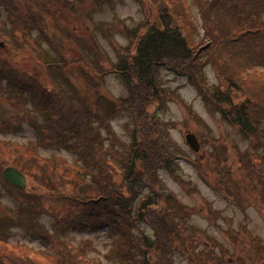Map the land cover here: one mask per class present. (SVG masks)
Returning a JSON list of instances; mask_svg holds the SVG:
<instances>
[{
	"label": "trees",
	"instance_id": "1",
	"mask_svg": "<svg viewBox=\"0 0 264 264\" xmlns=\"http://www.w3.org/2000/svg\"><path fill=\"white\" fill-rule=\"evenodd\" d=\"M93 1L97 3L99 0ZM90 2L92 0H0V10L3 9L10 20L9 28L0 22V40L4 42L0 48V71L18 79L22 88L27 89L32 106L50 116V119L44 118L43 127L35 125L36 136L26 143L2 137L1 133L12 132L13 125H18L20 120L30 121L32 115L19 96L4 94L0 80V183L20 204L11 211L12 214H22L23 207L24 214L28 215L19 217L16 223L46 244L37 249L24 243L9 242L4 230L9 211L0 200V264H105L87 256L89 248L96 249L91 239L77 246L53 233V228L58 225L80 228L84 224L92 229L110 226L120 230L109 244L110 252L115 251V246L119 252L118 260L112 264L128 263L131 257L126 253L131 250L142 264H167L169 255L164 252L169 242L171 247L184 252L193 264H251L244 257H226V249L214 239L210 242V249L199 254L192 251L196 237L186 235L188 228L179 223L183 219L179 216H185L187 210L178 206L177 196L172 192L156 188L157 170L163 167L173 172L172 160L179 153L173 152L169 144L154 133L150 125L155 123L148 114V107L171 95L163 90L159 81V68L164 67L192 82L203 100L243 137L264 138V0H195L202 34L189 18L187 0H149L153 6V20L126 33L128 46L119 52V74L127 95L118 98L106 114H101L95 101L99 92L95 91L89 98L92 106H67L57 83L45 87L37 74L32 75L9 60L2 50L8 45H15L17 50L30 48L45 68L44 73L50 66L57 65L59 72L67 76V69L73 63L85 73L90 57L86 54L88 59L84 53L87 43L84 37L72 41L78 45L75 54L67 56V60L61 63L46 61L40 44L37 49L32 44L46 39L54 48L59 40H65L61 24L67 23L66 16L81 12L84 7L91 8ZM47 17L54 18V32L50 34L47 33ZM32 28L38 32L34 36ZM67 39L71 42V34ZM55 48L60 54L58 47ZM209 63H212L219 83L208 85L200 79V71ZM43 92H47L50 99L41 107L39 99ZM81 101L88 102L83 93ZM120 104L131 108L134 131L139 133L138 141L135 139L127 147L121 141L116 142L117 135L111 130L105 128V134L99 130L114 108L121 107ZM97 110L100 115L95 114ZM104 136L110 142L104 140ZM258 143H253L251 150L238 153V161L243 163L238 170L242 183L247 185L264 211V154L258 151ZM60 147L76 151L81 163L61 155L43 156L40 151V148L56 150ZM224 156V153L219 157L213 151L207 152L206 166L218 175L226 197L240 204L243 186L227 166H222ZM7 165L49 191L50 204H45L47 195L43 189L36 192L34 185L21 188L6 183L2 169ZM58 166L73 177L68 180L56 178ZM137 176L147 182L148 194L140 193V190L136 192L134 186L130 194V184L126 188V179L131 183ZM68 185L71 194L63 197V188ZM92 194L97 196L92 198ZM58 202L76 211L69 214L63 208L65 214H60L50 207ZM38 214L59 215V220L48 231L37 223ZM135 217L144 218L153 229L152 235L145 233L142 240L135 239L127 244L129 233L126 229L134 224ZM231 237L238 249L244 250V246H248L252 250V263L264 264V244L256 235L241 228ZM214 246L219 247L218 251Z\"/></svg>",
	"mask_w": 264,
	"mask_h": 264
},
{
	"label": "rangeland",
	"instance_id": "2",
	"mask_svg": "<svg viewBox=\"0 0 264 264\" xmlns=\"http://www.w3.org/2000/svg\"><path fill=\"white\" fill-rule=\"evenodd\" d=\"M83 1L85 2V0ZM187 1L189 3V18L193 19L192 21L202 34L200 14L195 0ZM91 4V8L84 7L81 12L72 13L69 17L66 16L67 23L63 22L61 24V34L65 36V40H59L58 45H55L61 51L60 54L56 51L55 46L53 48L50 43L46 42V39L40 43L34 40L35 42L32 44L35 49L40 44V49L42 54L45 55L46 61L55 60V62L61 63L67 60V56L75 54L74 50L78 45L72 41L84 37L87 41L84 53L90 57L89 59L86 55L90 60L86 69L81 65L85 69V73H82L84 70H80L76 63H73L67 69V76L59 72L57 65L50 66L47 68V73H44L45 68L43 69L40 65L30 48L29 50H17L15 45H8L2 50L5 51L4 56L9 60L18 64L21 68L27 69L32 75L37 74L45 87L57 83L59 89H61L59 94L66 105L76 107L92 106V100L90 101L89 98L92 97L95 91L96 93L99 92L95 101L101 114H106L118 98L127 95L126 87L119 74L121 69L118 66L120 62L119 52L124 51V47L128 46L129 43L126 33L142 28L143 25L153 20L154 11L149 0H99L97 3L92 0ZM0 22H3L5 28L10 27V20L3 9L0 10ZM53 23L54 18L47 17V33L49 34L54 32ZM37 33L36 29H31L33 36ZM69 34H71L72 44L67 39ZM33 36L31 37L33 38ZM195 37H198V35L195 34ZM10 76V74L0 71L4 94L12 97L19 96V99L25 102L29 108L32 118L28 122L20 120L18 125H13L9 121L14 129H12V132L1 133V135L5 138L15 139L18 143H26L28 140L35 138V125L38 124L43 127L44 118L50 119V116L37 108L35 109L27 96V89L22 88L18 79L10 78ZM158 76L163 90L168 91L171 95L148 107V114L155 123L154 126L150 125V127L156 135H160L169 144L166 143L173 152L179 154L178 157H174L172 160V164H174L173 172L163 167L157 170L156 188L172 192L177 196L178 206L187 210L185 216H179V218H183L180 219L179 223L188 228L186 235H195V243L191 246L194 253L199 254L200 251L210 249L212 247L210 242L214 239L226 249V257L240 256L244 257L248 263L254 264L252 263V250L248 249V246H244V250L238 249L231 239V236H235L241 228H246L264 244V211L254 199L247 185L244 182L242 183L241 173L238 169L243 167V163L239 162L237 157L240 151L251 150V145L256 142H259L258 151L264 154V138L247 139L243 137L235 127L222 119L218 111L203 100L196 86L188 81L185 76L176 74L164 67L159 68ZM200 77L208 85L219 83L212 63L205 65L200 71ZM82 93L87 97L88 102L82 103ZM45 97L46 100H44ZM49 99L47 92L41 93L40 106L43 107ZM7 103L11 105L9 101ZM98 111L95 114L100 115ZM130 115H132L131 108L122 105L121 107L116 106L114 112L107 116L104 126L100 127V132L105 134V128L111 130L117 135L116 142H123L125 147L134 143L135 139L138 141L139 133L134 131L135 124ZM129 129L133 131H129ZM188 132H193L196 135L200 143L199 151L194 152L185 142L184 136ZM104 140L110 142L106 136H104ZM40 151L43 156L49 154L61 155L70 161L76 160L81 163V158L77 152L71 149L62 147L56 150L40 148ZM212 151L219 157H223L224 153L222 166L225 168L227 166L233 177L240 180L243 186L240 204L237 200L233 202L226 197L220 188L218 175L216 176L206 166L207 152ZM125 156H127L126 153ZM56 173V178L60 177L68 180L73 177L70 172L66 174L60 166L57 167ZM128 184L131 186L130 194L133 186L136 192L140 190V193L148 194L150 191L147 182L140 176H137L131 183L126 179V188ZM32 185H34L36 192H42L41 189H43L47 195L45 204L49 205L50 192L27 177L26 188ZM70 189L69 185L64 187L62 196L65 197L67 194H71ZM91 196L94 198L97 194ZM0 200L9 211L8 220H5L7 227L4 229L8 235V241L11 243H24L31 248H44L46 244H43L37 235L32 234L16 223L19 217H27L28 215L24 214L23 207L21 209L22 214H12L11 211L19 208L20 204L12 197L9 189L1 183ZM50 207L57 209L60 214H65L63 208L69 214L76 211L61 202ZM171 214L175 215V213ZM35 219L42 228L51 231L52 225L55 224L56 220H59V215L54 217L38 214ZM133 223L126 229L129 233L127 244L135 239L142 240L145 233L152 235L153 229L146 223L144 218L135 217ZM53 231L57 236L77 246L85 242L86 239H91L96 249L89 248L86 254L93 261L112 264L115 260H118L117 246H115V251L110 252L109 250L112 238L120 231L116 228L103 226L92 229L86 224L80 228L72 225H58L53 228ZM166 247L164 255H169L167 264L194 263L187 259L184 252L171 247L170 242ZM218 248V246H214L216 251H218ZM126 254L131 257L126 264H142L133 250Z\"/></svg>",
	"mask_w": 264,
	"mask_h": 264
},
{
	"label": "water",
	"instance_id": "3",
	"mask_svg": "<svg viewBox=\"0 0 264 264\" xmlns=\"http://www.w3.org/2000/svg\"><path fill=\"white\" fill-rule=\"evenodd\" d=\"M3 45V42L0 41V47ZM187 144L194 150L198 151L199 143L197 141L196 136L192 132H188L184 136ZM3 179L10 184L18 185L21 187L25 186L26 178L23 174H21L18 170H16L12 166H7L2 171Z\"/></svg>",
	"mask_w": 264,
	"mask_h": 264
}]
</instances>
